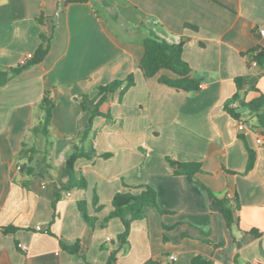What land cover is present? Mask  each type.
I'll use <instances>...</instances> for the list:
<instances>
[{
    "label": "crops",
    "instance_id": "0c3cea01",
    "mask_svg": "<svg viewBox=\"0 0 264 264\" xmlns=\"http://www.w3.org/2000/svg\"><path fill=\"white\" fill-rule=\"evenodd\" d=\"M108 1L0 0L1 70L11 71L34 54L40 33L51 35L46 58L0 86V264H107L124 226L118 218L101 223L117 193L140 185L153 187L168 212L147 208V219L133 223L129 248L118 251L114 264H190L196 255L216 264H264V143L257 141L264 132L247 109L241 111L248 128L238 131L224 108L237 92V77L244 79L246 100L264 94V71L249 64L247 55L264 48V0ZM152 33L185 41L183 58L201 79L199 90L160 83L159 75L174 76L168 70L143 76V41ZM130 75L134 85L121 99L120 90L108 96L100 105L103 114L93 119L84 143L91 158L76 162L87 188L62 190L67 156L90 125L84 97L97 98L100 85ZM45 90L55 101L52 147L30 131L42 117ZM246 144L256 153L247 172ZM168 157L200 162L201 182L218 197L238 196L232 230L205 188L174 174ZM23 165L32 166L33 174ZM82 200L97 219L94 227L80 213ZM11 225L18 229L3 231ZM77 241L78 254L61 246Z\"/></svg>",
    "mask_w": 264,
    "mask_h": 264
},
{
    "label": "trees",
    "instance_id": "16d2710c",
    "mask_svg": "<svg viewBox=\"0 0 264 264\" xmlns=\"http://www.w3.org/2000/svg\"><path fill=\"white\" fill-rule=\"evenodd\" d=\"M89 0H64L65 5L72 3H86ZM104 4H109L108 0H103ZM39 21L43 23V15L39 17ZM186 27L194 30L198 29V26L186 23ZM185 41L179 43L169 42L156 34L152 33L147 36L144 41V55L139 63V68L145 78H151L158 75L163 70H168L174 74L169 76L166 74L159 75V81L162 84L168 85L177 90H183L186 92H194L200 89L201 79H198L192 72L191 66L183 58ZM51 48V35H46L44 32L40 33V44L33 54L32 58L19 64L16 68L11 71L0 69V86L8 84L13 78L18 76L22 71L42 62L48 55ZM248 62L252 64L256 61L260 68L264 71V48L254 47L247 53ZM237 92L231 97V99L225 104V110L235 120L244 119L242 117V109H247L254 114V120H256V126L264 132V94L258 95L256 98L246 100L244 92V79L243 77H237L235 79ZM135 83L133 75H130L124 80H114L106 85H100L98 87V97L90 99L87 96L82 101V107L85 111H89L91 114L90 125L88 128L80 131L79 133V144L73 145L71 152L66 159V172L67 179L63 184L62 190L70 191L74 188L86 189L87 181L84 176L78 175L76 172V162L79 158H91V155L86 151L84 143L89 138L92 130L93 119L96 116H100L103 113L100 111V105L107 99L108 96L114 94L117 90H120V99L128 91V89ZM250 90L256 89L255 86H251ZM238 103L237 106L235 104ZM39 107L42 111V117L40 121L30 128L33 135H42L48 146H53V138L51 135L52 117L55 107V101L52 98L50 91L45 90L42 100L39 103ZM245 141V137L241 136ZM248 150V161L246 171L253 168L256 160L255 151L250 148L247 144ZM110 154H104V157H109ZM169 164L174 168L173 172L176 175H185L192 182L200 184L208 192L210 197L214 199L219 206L221 213L228 225V228L232 230L237 225L234 214L240 209L238 196L234 197H218L207 185L200 181L198 174L202 173V165L200 162H179L167 158ZM28 175H32L34 168L32 166L23 165L21 167ZM133 189L139 190L134 193ZM61 198V191H57L53 200V206ZM93 204L96 210H99L102 206H98V197L95 194L93 198ZM113 210L109 215L102 221V225H106L110 220L118 218L122 221L124 229L117 236V240L120 244L117 250L111 251L107 264H114L116 262V256L119 250H127L129 248V235L131 227L134 222H139L147 219V208H156L161 213H167L168 211L163 210L158 205L157 192L149 185H140L136 187H128L125 192L117 193L112 201ZM78 208L80 213L90 226L94 227L96 223V217H92L88 214L87 202L85 200L78 201ZM18 228L11 225L3 228L4 232H15ZM257 234V231H251ZM212 243L211 241H208ZM63 249L69 253H79V241L73 245H67L61 242ZM145 264H163L159 260L150 259ZM167 264H173L169 262ZM190 264H216L214 261L205 258L202 255H196L191 259Z\"/></svg>",
    "mask_w": 264,
    "mask_h": 264
},
{
    "label": "built area",
    "instance_id": "2783aa9c",
    "mask_svg": "<svg viewBox=\"0 0 264 264\" xmlns=\"http://www.w3.org/2000/svg\"><path fill=\"white\" fill-rule=\"evenodd\" d=\"M262 34H264V29L261 30ZM33 54L32 53H29L26 55V57L23 59L22 63H24L25 61L29 60L30 58H32ZM252 64L254 65H257V62L256 61H253ZM248 128V121L245 120V119H241V120H237L236 121V129L238 131H245L247 130ZM257 141L259 143H264V137H259L257 139ZM107 241H111V237H108L107 238ZM24 249H26L27 247L26 246H23ZM170 259L174 260L175 259V255H171L170 256ZM230 264H236L235 262H231Z\"/></svg>",
    "mask_w": 264,
    "mask_h": 264
},
{
    "label": "rangeland",
    "instance_id": "374dc122",
    "mask_svg": "<svg viewBox=\"0 0 264 264\" xmlns=\"http://www.w3.org/2000/svg\"><path fill=\"white\" fill-rule=\"evenodd\" d=\"M100 13L105 17L107 18L109 21H111V19L108 18V15L106 13V11L103 9V7H98Z\"/></svg>",
    "mask_w": 264,
    "mask_h": 264
}]
</instances>
